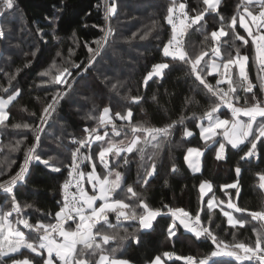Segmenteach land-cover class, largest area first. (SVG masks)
Segmentation results:
<instances>
[{
	"label": "snow or ice",
	"instance_id": "1",
	"mask_svg": "<svg viewBox=\"0 0 264 264\" xmlns=\"http://www.w3.org/2000/svg\"><path fill=\"white\" fill-rule=\"evenodd\" d=\"M220 4L221 0H202L194 8H189L186 0H172V6L167 8L165 17L167 25L170 26V35L161 46L162 56L170 57L171 60L153 64L152 70L143 77V83L146 86L154 76L162 78L163 70L168 69L172 61L190 65V73L203 86L212 101L200 117L201 122L197 124L200 139L204 141L206 148L214 150L215 159L218 161L226 159V149L230 145L243 153L240 161L249 162L252 158L259 159L260 150L264 149V76L258 74L259 83L253 84L249 63L254 58L260 72H264V0H240L230 18L220 13ZM14 8L15 0H0V15L3 11ZM191 11L196 14L189 15ZM116 12L114 0L110 6H107L106 0L105 20L110 21ZM213 13L214 23L218 27L204 32L206 16H212ZM194 25L200 26L196 30L204 33L205 41L215 45L210 49L212 58L209 60L205 59L209 55L208 51H201L193 56L185 49L183 37ZM100 31L102 35L99 39L91 42L96 47L88 42L83 44L88 52L87 64L71 60L75 51L70 48L63 65H58L54 60L47 69L39 73L42 78H48L42 79V83L50 84L52 91L41 113L36 117L38 123L11 125L16 129L32 130L34 142L24 149L23 160L15 171L12 170L15 160L7 157L0 159V190L8 194L9 200L6 203L10 205L7 208L0 206V259H6L10 264H131L128 259L115 258L116 248L107 249L105 246L111 241H124L128 237H132L139 244L140 237L137 233L142 230L154 231L157 218L168 216L170 223L165 232L169 244L180 239L183 229L191 233L195 241H210V250L197 256L177 255L174 250L164 251L148 260L147 264H168L174 260L183 261L184 264H220L221 259L226 257L234 259L238 264L245 261L250 264H264V206L260 210L249 211L247 207L235 202L240 195L242 169L239 163L235 168L236 180L220 186L221 191L228 197L227 201L216 195L211 182L202 180L199 183L198 208L195 211L171 207L167 203L154 207L135 190L133 184L127 183L131 156L139 154L141 167L145 172L142 177L138 175L135 183L141 188L148 185V178L158 171L155 162L158 150L171 135L177 121L163 127L147 126L145 122L135 121L131 106L125 111L114 110L110 105L104 106L102 110H97L94 106L87 118L93 119L95 126L83 129V138L74 141L77 146L70 150V159L62 166L50 165L51 157L42 159L37 152L42 145L41 134L45 132V126L61 101L71 94L76 78L93 68L96 58L100 57L114 36L110 24L100 27ZM148 35L145 32L140 39H145ZM73 36L75 37V33ZM2 37L3 32L0 29V38ZM222 38H230L233 45L236 41L242 43L235 47L234 56L229 53L226 58L217 62V58L221 57L219 44ZM223 43H228V40H223ZM76 46L80 45L76 43ZM35 54L32 53L33 56ZM56 55L59 57L61 53L57 52ZM29 66L30 63L25 65ZM209 78L215 80V84ZM108 81L109 78L105 77L103 82L107 84ZM118 85L122 86L120 81L112 83L111 89H117ZM223 85H227V88ZM256 87L259 88V95L254 91ZM240 89H243L245 96L239 95ZM248 93L251 95H247ZM20 95L21 90L15 88L8 94L7 99L0 98V126H9L8 106ZM142 99L139 95L131 96V100L137 103ZM222 108L228 110L229 118H222ZM32 115L36 116L35 113ZM179 123H183V118ZM183 135L190 137L193 132L185 128ZM22 143L23 141H17L15 145L6 147L11 152H19L22 150ZM149 146L153 149L150 155L146 153ZM203 155L204 151L200 147H189L184 160L189 167L199 171L192 157L198 159ZM33 161L43 164L53 172L67 170V177L60 185L61 198L56 201L57 210L44 212L36 209L41 212V216L34 222L25 212L34 205L22 204L16 195L17 186L27 182ZM176 170L173 165L171 171ZM257 175L259 187L264 189V170ZM85 184L89 187L86 188ZM225 189H235V192L229 193ZM221 205L226 207H220ZM214 206L220 208V214L226 218L227 235H231V240L220 235V231L224 229L221 224L216 223L215 214L212 212ZM113 215L115 224L110 220ZM124 221L135 222L137 227L132 232L124 228L125 234L120 235L118 229ZM253 221L259 222V226L253 225ZM21 225L34 235L26 236L25 231L19 227ZM246 225L251 227L253 235L246 240H240L237 233L240 229L247 230ZM111 229L117 230L109 232ZM233 229L237 231H232ZM23 250H27L28 254L25 255Z\"/></svg>",
	"mask_w": 264,
	"mask_h": 264
},
{
	"label": "trees",
	"instance_id": "2",
	"mask_svg": "<svg viewBox=\"0 0 264 264\" xmlns=\"http://www.w3.org/2000/svg\"><path fill=\"white\" fill-rule=\"evenodd\" d=\"M180 1L185 2L178 0ZM114 2L117 12L110 21H106L104 16L106 0H15L12 20L0 28L3 32V37L0 38V95H8L15 88L21 90V95L8 106L9 126L7 128L0 126V149H2L0 152L8 150L5 157L16 161L12 170L15 171L22 162L24 149L34 142V133L30 129H16L11 125L38 123L36 117L41 113L52 91L50 84L42 83V79L48 78H42L39 73L47 69L54 60L58 65H63L64 60L68 58L70 48L75 51L71 60L87 64L88 52L83 47L84 42L96 47L91 42L102 35L100 27L110 24L114 36L109 41L108 47L101 52L100 57L96 58L97 62L93 68L76 78L71 94L61 101L45 126V132L41 134L42 145L37 149L42 159L51 157L49 164L54 166H62L70 159V150H74L77 146L74 141L84 136L83 129L95 126V121L87 118L94 106L97 110H102L104 106L110 105L114 110L119 111H125L131 106L135 121L145 122L147 126L163 127L177 121L171 135L162 143L155 157L157 173L148 178L149 183L143 188L135 181L138 175L143 176L145 169L141 167L139 154L131 156L127 183L133 184L135 190L141 193L147 202L154 207L167 203L171 207L195 211L198 208L199 183L202 180L211 182L216 195L227 201L228 197L221 191L220 186L236 180L235 168L239 163L242 169L240 195L235 202L247 207L249 211L260 210L264 206V189L259 187L257 173L264 170V149L260 150L259 159L252 158L249 162H244L240 161L243 153L228 145L226 159L219 161L215 159L214 150L205 147L204 141L199 137L200 129L197 127L200 117L212 101L203 86L199 85L190 73V65L172 61L170 67L163 70L162 78L154 76L146 86L143 83V77L152 70L153 64L171 60L170 57L162 56L161 46L170 35V26L167 25L165 17L167 8L172 6V0H114ZM186 2L189 8H194V5L202 3V0H186ZM239 2L240 0H221L220 13L230 18ZM112 3L113 0H107V6ZM189 14L195 15L196 12L191 11ZM214 16V13L212 16H206L204 32H210L214 27H218L214 23ZM19 17L21 23L15 20ZM10 23L15 28L18 25L23 28L19 38L12 40ZM199 27L194 25L188 29L183 37V43L185 49L193 56L201 51H208L209 55L205 59L209 60L212 58L210 49L213 46L205 41L202 31L196 30ZM240 31L243 34V30ZM145 32L149 35L145 39H140ZM223 40H228V43H223ZM14 42L17 43L16 47L11 45ZM76 43L80 46L77 47ZM241 43L236 41L233 45L230 38H222L219 44L221 57L217 60L226 58L229 53L234 56L235 47ZM33 52L36 53L35 56L32 55ZM57 52H60L61 56L58 57ZM29 63L30 66L25 67ZM249 63L250 79L253 84L258 85L259 66L254 58ZM105 77L109 78L107 84L103 82ZM209 80L215 84V80L211 78ZM116 81H120L122 86L118 85L117 89L112 90L111 84ZM223 87L226 89L227 85ZM4 89L9 91L5 92ZM254 91L259 95L258 87L254 88ZM135 95L142 96L143 99L138 103L134 102L131 96ZM239 95L241 97L246 95L243 89L239 90ZM242 104L243 100L240 101V105ZM220 111L222 116L230 117L226 108ZM181 118H183L182 124L179 123ZM185 128L192 131L193 136H184ZM100 131L102 134L103 129ZM109 135H111L110 126ZM17 141H23L22 150L11 152L6 146L15 145ZM93 147L95 148L96 145ZM189 147H200L204 151L202 168L199 172H194L184 160ZM82 151L87 154L86 150L82 149ZM152 151L151 146L146 148L147 154L150 155ZM0 159H3L1 155ZM148 163L150 164L151 161ZM173 165L177 169L175 172L171 171ZM66 177V169L57 173L45 168L39 162H32L30 173L26 178L27 182L18 185L16 192L17 199L22 204L34 205L32 209L25 210L32 222L41 216V212H37L36 209L44 212L57 210L56 201L61 198L60 185ZM85 186L89 187L87 184ZM224 191L234 193L235 189ZM8 200V194L0 191V206L9 207L10 205L6 203ZM212 212L215 214L216 223L221 224L224 229L217 231H220V235L225 239L231 240V235H227L226 218L220 214V208L214 206ZM201 215L203 217V213ZM110 220L113 224L116 223L114 215ZM169 223L168 216L158 217L157 222H154V231L142 230L137 233L140 237L139 244L132 237H128L124 241L118 239L111 241L105 248H116L115 258H125L135 264H146L148 260L164 251L174 250L177 255L197 256L210 250V241H195L192 234L183 229L180 239L175 240L174 244H169L165 232ZM252 224L259 226V222L256 221ZM19 227L25 231L26 236L34 235L29 233V230L23 229L22 225ZM136 227L135 222L124 221L118 230L120 235H124V228L132 232ZM246 229L238 231V239L246 240L253 235L250 226L246 225ZM23 251L25 255L28 254L27 250ZM0 264H10V261L0 259ZM168 264H184V262L174 260L169 261ZM220 264H238V262L226 257L221 259ZM243 264L250 262L245 261Z\"/></svg>",
	"mask_w": 264,
	"mask_h": 264
},
{
	"label": "rangeland",
	"instance_id": "3",
	"mask_svg": "<svg viewBox=\"0 0 264 264\" xmlns=\"http://www.w3.org/2000/svg\"><path fill=\"white\" fill-rule=\"evenodd\" d=\"M116 4V3H115ZM14 13V10H7V11H3V14L0 15V28L3 26V25H6L9 21L12 20L11 18V15H13ZM16 21H19L21 23V18H16L15 19ZM21 25V24H20ZM21 30H23V28H21L19 25L17 26V28H15L14 26H12V24L10 23V33H11V36H12V40L13 39H16V38H19L20 37V33H21ZM4 31V30H3ZM20 43V42H19ZM13 47H16L17 43L14 42V44H11ZM212 46H215L214 44H212ZM230 51H228L229 53ZM217 62H219V60H217ZM258 74L260 76H263V72L261 73L260 70L258 71ZM7 96L8 95H0V98H3V99H7ZM222 118H228V117H225V116H222ZM241 119H246L244 117H241ZM201 122V120L199 119L198 121V124ZM206 122V121H205ZM8 152V150H5L3 152H0V155L5 158V154ZM193 161L196 163V165L199 167V171H201V162H202V156L200 158H196V157H192ZM189 166V165H188ZM194 172H199V171H196L194 170V168L190 167ZM207 181V180H206ZM225 201V200H224ZM226 202V201H225ZM221 207H226V205H221Z\"/></svg>",
	"mask_w": 264,
	"mask_h": 264
},
{
	"label": "crops",
	"instance_id": "4",
	"mask_svg": "<svg viewBox=\"0 0 264 264\" xmlns=\"http://www.w3.org/2000/svg\"><path fill=\"white\" fill-rule=\"evenodd\" d=\"M187 153V152H186ZM188 164V163H187ZM201 165H202V162H201ZM201 168H202V166H201ZM223 206V205H222ZM221 207V206H220ZM118 259H125V258H118ZM130 261V260H129ZM131 262V264H135V263H133L132 261H130ZM147 264V263H146Z\"/></svg>",
	"mask_w": 264,
	"mask_h": 264
},
{
	"label": "built area",
	"instance_id": "5",
	"mask_svg": "<svg viewBox=\"0 0 264 264\" xmlns=\"http://www.w3.org/2000/svg\"><path fill=\"white\" fill-rule=\"evenodd\" d=\"M180 2H182V1H180ZM186 11H187V9H186ZM190 15V14H189ZM86 187V186H85ZM0 191H3V190H0Z\"/></svg>",
	"mask_w": 264,
	"mask_h": 264
}]
</instances>
